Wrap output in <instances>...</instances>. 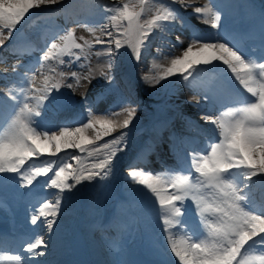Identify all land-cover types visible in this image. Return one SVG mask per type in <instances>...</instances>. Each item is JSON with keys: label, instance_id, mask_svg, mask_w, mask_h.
<instances>
[{"label": "snow or ice", "instance_id": "obj_1", "mask_svg": "<svg viewBox=\"0 0 264 264\" xmlns=\"http://www.w3.org/2000/svg\"><path fill=\"white\" fill-rule=\"evenodd\" d=\"M58 2L0 0V48L5 46L6 40L13 39L17 25L31 9ZM139 2V12L129 3L105 6V11L110 14L99 27L102 34L110 39L103 41L96 38L95 43H107L109 47L97 49L94 55L99 57L107 53L111 58L109 70L115 65L116 57L122 54V48L130 49L132 57L139 64L142 49L151 43L150 37L154 31L168 32L169 24L175 26L173 22H178L181 28L186 27L183 17L172 5L178 2L185 10L192 7L190 0H172V4L153 0L155 14L142 21L143 5L148 0ZM192 12L198 20L217 32L212 38L194 34L187 47L181 50V55L167 57L171 66L163 74H152V68L158 67L154 64L140 80L154 87L161 81H171L178 74L185 86L192 88L202 72L215 73L223 65V71L230 72L247 95L236 93V98L230 104L222 105L216 111L212 108L205 110L200 102L192 104L191 99L184 100V104L192 105L199 111L200 119L206 125H211L207 129L204 150L187 153V169L152 172L129 166L128 177L131 182L142 186L133 191L139 192L150 203L162 225L161 233L170 254L175 257L168 264H176L177 261L178 264H264V207L252 205L250 195L253 177L259 176L264 182V52L250 56L236 46L228 35L221 38L222 13L211 4L193 7ZM110 25L112 30H108ZM89 31L94 32L95 29L90 28ZM80 39L83 43L77 42L73 31L69 30L59 37L60 41L65 42L63 45L52 42L34 63L23 66L22 71L19 62L13 66L12 71L20 75V86L18 91L10 89L6 95L15 101L16 107L6 126L0 127V174H16L20 188L33 186L38 177H47L42 185L44 191L49 188L57 190L53 194L54 200L45 199L30 215L33 226L43 217L42 226L47 228L50 235L53 234L56 218L61 215L65 191H71L82 182L106 180L112 175L118 163L117 157L128 150V132H121L103 144L97 141L110 136L118 127L128 129L133 126L140 107L139 103L130 99L117 97L106 111L95 113L89 105L85 108L86 115L78 117L75 122L66 121L56 130L51 129L44 119L45 115L50 110L60 111L77 103L61 89L75 91L81 78L89 84L95 79L88 56L93 44L83 37ZM113 44L114 48L111 47ZM182 44L183 40L177 35L172 47ZM261 48L264 49V25ZM81 54H84L83 57ZM65 56L69 59L65 60ZM72 64L77 69L87 68V73L82 75L75 70L65 72L57 67ZM100 76L109 84L112 82L113 77L108 72L101 71ZM69 79L73 82L69 83ZM198 94L207 104L215 106L219 102L210 90ZM122 113H126V118L120 124L113 117ZM96 125L102 131H98ZM89 129L95 132L94 138L86 134ZM171 138H174V134ZM148 144L149 147L143 152L155 151V143L149 141ZM71 149H77L81 154L97 153L91 169L77 168L70 172L73 168L70 161L80 160L79 155H70L68 160L62 159L58 165L55 160H49L38 166L33 159L44 154L55 157ZM102 149L110 150L103 152ZM30 160L33 161L31 164L28 163ZM54 166L57 170L53 172ZM49 172L53 174L49 176ZM3 179L0 175V180ZM9 207L10 202L0 197V211ZM193 214L199 216V225L191 220ZM48 247L43 236L35 237L20 249V253L27 255L17 254L10 259L17 261V264L22 259L34 262L36 257L46 255Z\"/></svg>", "mask_w": 264, "mask_h": 264}, {"label": "bare ground", "instance_id": "obj_2", "mask_svg": "<svg viewBox=\"0 0 264 264\" xmlns=\"http://www.w3.org/2000/svg\"><path fill=\"white\" fill-rule=\"evenodd\" d=\"M111 1H113V0H111ZM115 1H117V0H115ZM120 1H123V0H120ZM125 2H123V3H117L116 5H118V6H122L124 3H132L133 4V6H134V10H136L137 8H138V6L136 5V0H124ZM151 0H148V2H150ZM197 0H190V2H193V3H200V2H196ZM199 1V0H198ZM161 2H163V3H167V4H172V0H161ZM178 4V2L177 3H175L174 5H172V6H175V5H177ZM180 5V4H179ZM180 7H181V5H180ZM182 8V7H181ZM145 13L146 14H150V13H148L147 12V10L145 9ZM152 13V12H151ZM144 14V13H143ZM155 14V10H154V13H152L151 15H154ZM198 47V46H197ZM164 67H167L166 65H164ZM69 83H72V82H69ZM82 85H83V82L81 83ZM80 84V85H81ZM79 85V86H80ZM10 87H11V85L10 84H4V85H1L0 86V89L2 90V91H4V92H8L9 90H10ZM86 134L90 137V133H89V130H86ZM199 144H201V145H203V143L201 142V141H199ZM105 150H107V149H102L101 151H103V152H106ZM94 156H95V158H94V160H96L97 159V153H95L94 152ZM93 160V161H94ZM83 161V160H82ZM81 161V162H82ZM104 192L106 193V189L104 190ZM17 216V215H16ZM64 217H61V219H63ZM60 220V219H59ZM59 220H57V222H56V225H54L53 226V234H51L50 235V246L51 247H55L54 248V250L55 249H57L59 246H57L56 247V245L57 244H55V235H59V228H60V225L58 224L59 223ZM63 226V225H62ZM76 226H71V225H69V227H68V229L67 230H70V231H72V229H74ZM63 228V227H62ZM65 228V227H64ZM63 228V229H64ZM91 232V234H93V232L92 231H90ZM93 235H95L96 237H100L98 234H93Z\"/></svg>", "mask_w": 264, "mask_h": 264}, {"label": "rangeland", "instance_id": "obj_3", "mask_svg": "<svg viewBox=\"0 0 264 264\" xmlns=\"http://www.w3.org/2000/svg\"><path fill=\"white\" fill-rule=\"evenodd\" d=\"M110 2H112L114 5H116L117 3H120V4H121V3L125 2V1H124V0H123V1H120V0H117V1L113 0V1H111V0H110ZM140 10H141L140 7H138L135 11H138V12H139ZM147 12L150 13V14H152V13H154V10H152V11H148V10H147ZM151 12H152V13H151ZM155 12H156V10H155ZM19 25H21V23H20ZM81 83H82V82H81ZM81 83H80V84H81ZM80 84H79V85H80ZM83 85H85V81L83 82ZM83 85L81 84L80 87L83 86ZM98 190H101V187L98 188ZM114 190H117V188L114 187Z\"/></svg>", "mask_w": 264, "mask_h": 264}]
</instances>
